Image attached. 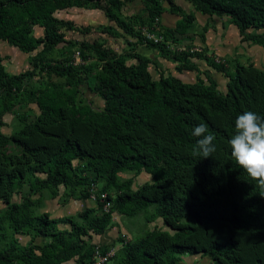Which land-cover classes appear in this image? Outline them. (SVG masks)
<instances>
[{
	"label": "trees",
	"instance_id": "1",
	"mask_svg": "<svg viewBox=\"0 0 264 264\" xmlns=\"http://www.w3.org/2000/svg\"><path fill=\"white\" fill-rule=\"evenodd\" d=\"M134 1L0 0V41L29 55L30 65L9 74L0 56V264H90L92 236L112 227L113 214L162 224L122 241L113 264H180L183 256L206 257L210 264H264V197L228 144L239 114L264 117V66L236 63L231 72L206 47L178 48L177 37L192 30L193 12L226 17L241 42L264 54V0H184L191 13L173 0H142L145 17H124L126 3ZM73 8L99 10L110 25L83 28L54 16ZM165 12L180 18L173 28L160 24ZM34 27L42 37L33 35ZM208 30L202 28L203 42ZM66 31L135 41L117 53L98 38L67 40ZM139 46L175 64L178 73L195 72L196 82L162 72L155 79L149 70L154 63L136 51ZM192 59L222 73L226 92L207 75L205 83ZM35 78L42 80L39 87L27 81ZM88 79L103 101L101 111L78 99ZM30 104L38 110L34 120L18 115L4 134L3 117ZM200 123L216 138L217 150L207 159L193 155L198 138L191 133ZM125 173L133 176L121 179ZM142 173L149 181L134 185ZM93 187L95 207L58 219L40 212L56 198L90 200ZM101 194L111 203L108 212ZM17 236L30 240L22 245ZM38 237L47 242L36 244Z\"/></svg>",
	"mask_w": 264,
	"mask_h": 264
},
{
	"label": "rangeland",
	"instance_id": "2",
	"mask_svg": "<svg viewBox=\"0 0 264 264\" xmlns=\"http://www.w3.org/2000/svg\"><path fill=\"white\" fill-rule=\"evenodd\" d=\"M175 4L180 5L182 9H184L187 13L193 12L192 7L185 2L184 0H173ZM165 7H167V4H165ZM123 15L130 16V15H140L145 17V11L143 10V1L138 0L133 3H127L125 5V8L123 10ZM167 16H172L169 13H165ZM56 17L59 19H64L68 21H72L77 27H93L95 29L99 28L100 26H106L109 23L104 19L103 13L99 10H85V9H69L65 11L58 12L56 14ZM175 17V16H173ZM166 16L162 15V21L164 22ZM201 21H199L200 23ZM204 20H202V23ZM170 24V23H168ZM206 25L209 27V31L207 32V45L211 48L210 50L206 48L207 54L209 56H212L213 59H218L221 61H226L229 71H233L234 65L236 63H240L242 65H247L249 63L253 64L255 67L262 69L264 66V54L263 50L259 46H252L249 43H242L240 42V38L238 36H234L229 31V22L228 18H210L207 20ZM196 25L193 26L192 30L185 36H177L180 40V43H178V48L180 49H193V50H201L205 49V45L202 42L200 36L202 33V28H197ZM144 33L146 34V31L143 29ZM251 31V30H250ZM237 33V32H236ZM65 37L67 40L69 39H76V40H85L88 42H92L93 40L97 39L102 41H107V43L111 46L112 49H114L117 53H121L122 51H126L129 49V46L126 44V41L128 42H134L135 40L130 37H125V40L123 38H110L105 34H96V33H88L81 35L77 31H66ZM173 47V46H172ZM257 47V48H256ZM137 52L142 54H152L151 51H149L146 48L138 47ZM216 52V53H215ZM0 54H8V57L5 59L4 65L6 68L9 67V65L13 66H20L22 67L24 64L23 55L24 53L18 51L17 49L9 46L7 43L4 42V45H0ZM35 54V53H34ZM32 54V55H34ZM151 56V55H150ZM194 62L197 63L198 67H200L201 71H209L210 74H212V77L216 80L218 90L222 93L225 92V86L227 79L223 76L221 73H217L214 70H211L210 68L205 66V63L193 59ZM25 65H27V62H25ZM160 67L156 64L151 65L149 70L151 75L157 79L158 74L160 72L167 74H172L183 81L184 83H194L196 74L190 73L191 79H187L186 75H188L187 72L178 73L174 70L175 64H171L170 62L167 63H161ZM14 68V67H13ZM209 69V70H208ZM8 68L6 71H9ZM13 71H19V70H13ZM23 71V70H22ZM10 74H14L10 72ZM42 78H45V75H42ZM203 78V76H202ZM28 83H31L35 87H39L42 83V80H39L38 78L27 80ZM52 81L61 83V80L53 78ZM94 86V81L92 79L86 80V82L80 87V95L78 99L83 104H88L91 106V108L94 111H101L103 109L102 101L100 98H98L94 93H92V88ZM32 106V107H31ZM28 107H15V109L12 111V113H9L3 117V121L7 124L6 127L2 128L1 131L9 135L12 129L17 124V117L18 115H23L27 118V120L32 121L38 114V110L35 105H31ZM143 174V173H142ZM145 174V173H144ZM121 179H127L129 177L133 176V173H125L119 175ZM144 176V175H143ZM146 177V180H143L141 177L134 178V185H142L143 183L149 181V176ZM98 188V187H97ZM63 192V189H60V194ZM59 199V198H58ZM56 198L54 200V203H57L60 207H62L64 210L63 213L66 211H69V208H67V205H69V200L62 197L61 199ZM91 200V199H90ZM14 202H19V197L14 196L13 198ZM57 201V202H56ZM92 202V201H90ZM91 207H95L94 202L91 203ZM5 208L4 205H0V210H3ZM52 210V204L48 205V208L46 212H48L51 215ZM40 212H43V208L40 210ZM62 228V226H60ZM154 227L162 228V224L160 220H157L150 224H145L143 215H138L134 218H125L118 214H113L112 216V227L106 232L108 235H112L113 242L111 245H113L114 249H116V258L119 256L120 248H121V242L122 241H132L136 237L141 236L146 230L152 229ZM19 242L21 244L26 243V239L24 237H17ZM107 238V237H106ZM101 247L107 246L102 244H96ZM111 247L110 245H108ZM119 251V252H118ZM116 258L111 261L109 264H113L116 261ZM67 264H73V261L67 263ZM180 264H210V259L206 257L201 256H184L181 257V263Z\"/></svg>",
	"mask_w": 264,
	"mask_h": 264
},
{
	"label": "clouds",
	"instance_id": "3",
	"mask_svg": "<svg viewBox=\"0 0 264 264\" xmlns=\"http://www.w3.org/2000/svg\"><path fill=\"white\" fill-rule=\"evenodd\" d=\"M197 137L193 155L203 159L216 152L215 136L208 133V127L200 123L191 133ZM235 163L256 182L264 197V117L252 111L239 114L234 121V133L228 141Z\"/></svg>",
	"mask_w": 264,
	"mask_h": 264
},
{
	"label": "crops",
	"instance_id": "4",
	"mask_svg": "<svg viewBox=\"0 0 264 264\" xmlns=\"http://www.w3.org/2000/svg\"><path fill=\"white\" fill-rule=\"evenodd\" d=\"M138 1V0H137ZM135 2V1H134ZM131 3H133V2H131ZM127 4V3H126ZM176 5H178V4H176ZM178 6H180V5H178ZM164 7H165V5H164ZM182 8V7H181ZM73 9H75V8H73ZM184 10V9H183ZM65 11V10H64ZM185 11V10H184ZM61 12V11H60ZM186 12V11H185ZM165 13H167V12H165ZM165 13H163L162 15H164V16H166V18H165V20H164V22L162 21V16L160 17V24L162 25V26H165V27H170V28H173L174 26H175V23H176V21H178L180 18L179 17H177V16H175V15H172V14H170V15H172V16H167V15H165ZM187 13V12H186ZM194 13V15H195V25L197 26V28L199 27L200 29L201 28H203L205 25H206V23H207V20L208 19H210V18H215V16H213V17H209V16H206V15H202V14H200V13H198V12H193ZM57 14V13H56ZM56 14L54 15L55 17H56ZM104 16V15H103ZM124 16V15H123ZM131 16V15H130ZM130 16H128V17H130ZM173 16H175V17H173ZM125 17H127V16H125ZM59 19V18H58ZM104 19L106 20V18L104 17ZM62 20H64V19H62ZM202 20H204V22L202 23ZM65 21H68V20H65ZM107 21V20H106ZM199 21H201L200 23H199ZM108 22V21H107ZM109 23V22H108ZM168 23H170V24H168ZM108 25H110V23L108 24ZM103 26V25H102ZM195 26V27H196ZM229 31H230V33L231 34H233L234 36L236 35V36H238L239 38H240V36H239V33H238V30H237V28L235 27V26H233V25H231V24H229ZM209 31V30H208ZM207 31V32H208ZM205 33L204 34V37H205V42H203L204 43V45L206 46V48H208L209 50L211 49L210 47H209V45H207L208 43H207V38H208V36H207V34L208 33ZM237 32V33H236ZM33 35L35 36V37H42L43 36V30L41 29V28H39V27H34L33 28ZM200 38H201V36H200ZM202 40V39H201ZM240 42H241V38H240ZM6 43V42H5ZM242 43H245V42H242ZM0 45H4V42L3 41H0ZM251 45V44H250ZM144 48V47H143ZM257 48V47H256ZM18 50V49H17ZM19 51V50H18ZM216 53V52H215ZM148 55V54H147ZM151 55V56H150ZM149 55V57L151 58V60L153 61V63L154 64H156L157 66H161V65H159V64H161V63H167L168 61L167 60H165V59H163V58H160L159 56H158V54H157V52L156 51H153L152 52V54H150ZM0 56L4 59V61H3V65H4V62H5V59L8 57V54H0ZM23 57V59H24V64H23V66L22 67H20V66H15V65H9V71L10 72H12V73H14V74H19V73H22V72H24V71H26V70H28L29 68H30V65L28 64V57H29V55H27V54H25V55H23L22 56ZM197 60V59H196ZM200 61H202V62H204L205 63V61H203V60H200ZM25 62H27V65H25ZM192 62L198 67V65H197V63L196 62H194L193 61V59H192ZM172 64V63H171ZM174 65V64H173ZM205 66L206 67H208L207 66V64L205 63ZM4 67H5V70H7L8 68H6V66L4 65ZM14 67V68H13ZM175 68V67H174ZM208 68H210V67H208ZM198 69H199V71L202 73L201 75H200V77H201V79L205 82V83H207V79H206V75L208 76V77H210L212 80H214L215 82H216V80L212 77V74H210V72L209 71H201V69H200V67H198ZM211 69V68H210ZM13 70H19V71H13ZM23 70V71H22ZM175 70V69H174ZM209 70V69H208ZM211 70H213V69H211ZM215 71V70H214ZM10 72H8L9 74H10ZM183 72H187L188 73V75H186V78L187 79H191V75H189L190 73H193V72H189V71H183ZM215 72H217V71H215ZM182 73V72H181ZM195 73V72H194ZM206 73V74H205ZM217 73H220V72H217ZM196 74V73H195ZM222 74V73H221ZM170 75H172V74H170ZM173 77H175V78H177V79H179V80H182V79H180V78H178V77H176V76H174V75H172ZM202 76H203V78H202ZM183 82V81H182ZM195 82H196V77H195ZM194 82V83H195ZM227 82H228V79H227ZM227 82H226V85H227ZM184 83V82H183ZM188 84H193V83H188ZM217 84V83H216ZM225 89H226V86H225ZM225 92H226V90H225ZM224 92V93H225ZM101 100V99H100ZM102 101V100H101ZM31 105H33V104H30L29 106H31ZM102 105H103V101H102ZM32 107V106H31ZM148 176L147 174H141V176H139V177H141L143 180H146L145 178L146 177H144V176ZM58 199V198H57ZM60 199V198H59ZM59 199H58V201H59ZM55 200V199H54ZM54 200H48V201H45L44 202V207H43V212H46V210H47V208H48V205H50V204H52V210H51V215L48 213V212H46V213H48L49 215H50V217L51 218H53V219H58V218H62V217H65V216H72V215H76V214H78L79 212H82L83 210H85L86 208H90L91 207V203H93V202H90L91 200H79V201H77V200H69V205H67V208H69V211H66L65 213H63L64 211V209L62 208V207H60L59 205H57V203H54L55 205H53V203L52 202H54ZM57 202V201H56ZM60 226H62V228H68L67 226H63V225H60ZM108 231V230H107ZM106 231V232H107ZM104 233L103 235H101V236H95V235H93L92 236V243L93 244H102V245H111L112 243H114L113 242V238L114 237H112V235H108L107 233ZM17 237H19V236H17ZM21 237H24L27 241H26V243L25 244H27L28 242H29V240H30V238L28 237V236H21ZM107 237V238H106ZM18 239V238H17ZM47 242V239H46V237H38V238H36L35 239V243L36 244H38V245H43V244H45ZM21 244V243H20ZM25 244H22V245H25ZM184 257V256H183Z\"/></svg>",
	"mask_w": 264,
	"mask_h": 264
},
{
	"label": "built area",
	"instance_id": "5",
	"mask_svg": "<svg viewBox=\"0 0 264 264\" xmlns=\"http://www.w3.org/2000/svg\"><path fill=\"white\" fill-rule=\"evenodd\" d=\"M75 62L79 63L78 53L75 54ZM94 189L95 188L93 187L90 191L91 192V198L90 199L92 202L96 203L97 197H96ZM99 197H100L101 202L104 203L103 211L108 212L109 209L111 208V203L106 202V195L105 194H101ZM115 250L116 249H114V248H110L105 253H103L102 247L99 245H96L94 248V251H93V256H92L90 264H109L111 262L112 258L115 256V253H116Z\"/></svg>",
	"mask_w": 264,
	"mask_h": 264
}]
</instances>
